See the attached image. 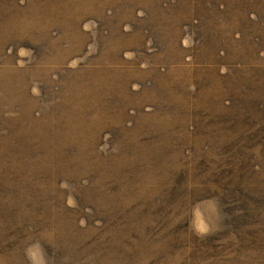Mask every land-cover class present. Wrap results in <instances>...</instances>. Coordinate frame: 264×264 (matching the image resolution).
<instances>
[{"label": "rangeland", "instance_id": "obj_1", "mask_svg": "<svg viewBox=\"0 0 264 264\" xmlns=\"http://www.w3.org/2000/svg\"><path fill=\"white\" fill-rule=\"evenodd\" d=\"M34 243L264 264V0H0V264Z\"/></svg>", "mask_w": 264, "mask_h": 264}, {"label": "clouds", "instance_id": "obj_2", "mask_svg": "<svg viewBox=\"0 0 264 264\" xmlns=\"http://www.w3.org/2000/svg\"><path fill=\"white\" fill-rule=\"evenodd\" d=\"M208 210L212 217L217 216V210L212 202H209ZM192 231L197 236L207 235L210 231V226L208 223L204 222L200 218L199 214H197L195 221L192 224ZM24 254L28 261V264H46V261L43 257L42 249L40 248V245L38 243L29 245L25 249Z\"/></svg>", "mask_w": 264, "mask_h": 264}]
</instances>
